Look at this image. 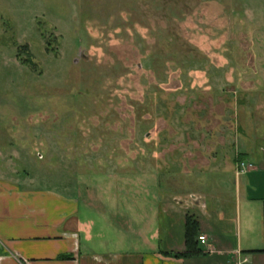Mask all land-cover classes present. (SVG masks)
I'll return each instance as SVG.
<instances>
[{"label":"rangeland","instance_id":"1","mask_svg":"<svg viewBox=\"0 0 264 264\" xmlns=\"http://www.w3.org/2000/svg\"><path fill=\"white\" fill-rule=\"evenodd\" d=\"M263 139L264 0H0V176L190 205Z\"/></svg>","mask_w":264,"mask_h":264},{"label":"crops","instance_id":"2","mask_svg":"<svg viewBox=\"0 0 264 264\" xmlns=\"http://www.w3.org/2000/svg\"><path fill=\"white\" fill-rule=\"evenodd\" d=\"M240 155L250 166L199 178L190 205L148 182L138 206L126 190L90 203L0 176V264H264V139ZM188 215L207 242L178 257Z\"/></svg>","mask_w":264,"mask_h":264},{"label":"trees","instance_id":"3","mask_svg":"<svg viewBox=\"0 0 264 264\" xmlns=\"http://www.w3.org/2000/svg\"><path fill=\"white\" fill-rule=\"evenodd\" d=\"M26 48V47H25ZM244 161V158L240 156L237 162ZM200 225L199 222L193 217L188 216L186 221V250L184 252L177 253L178 257H193L204 254V251L199 246ZM258 252H264L259 250Z\"/></svg>","mask_w":264,"mask_h":264},{"label":"built area","instance_id":"4","mask_svg":"<svg viewBox=\"0 0 264 264\" xmlns=\"http://www.w3.org/2000/svg\"><path fill=\"white\" fill-rule=\"evenodd\" d=\"M245 165L247 166V164L245 162H242L241 168H240L241 171H243L245 169V167H246ZM199 240L202 243H206L207 242V238L204 235H200L199 236ZM244 261H246V259Z\"/></svg>","mask_w":264,"mask_h":264}]
</instances>
